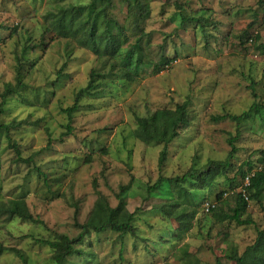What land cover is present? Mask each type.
Returning <instances> with one entry per match:
<instances>
[{
    "label": "rangeland",
    "instance_id": "rangeland-1",
    "mask_svg": "<svg viewBox=\"0 0 264 264\" xmlns=\"http://www.w3.org/2000/svg\"><path fill=\"white\" fill-rule=\"evenodd\" d=\"M94 1L0 0V103L19 71L25 83L0 112V124L11 125L0 129V206L24 199L42 220L27 222L0 208V240L27 257L26 262L8 250L0 264H57L54 250L36 238L78 236L98 198L117 206L125 185H131L127 201L129 210L137 212L138 235L91 231L77 245L83 255L68 257L64 264H238L230 252L242 255L264 230V192L242 215L252 224L224 219L237 203L231 191L240 184L241 165L264 161L260 1L141 0L131 11L128 1L113 0L108 18L127 28V46L139 49L147 63L131 81L122 77L119 59L114 65L75 38L47 30L46 15L58 4ZM93 70L107 78H97L98 94L83 96L69 117L66 109L75 105ZM184 101L189 102L187 122L168 145L160 169L164 145L135 137L137 116ZM255 104L261 112L253 111L239 123L215 119L241 114ZM230 139L237 153L217 173L213 189L188 180L189 196L180 197L175 185L148 193L160 175L181 177L191 168L206 170L210 159L226 160ZM224 190L230 195L215 211H205V203L216 206L217 194ZM160 207L175 214L155 211Z\"/></svg>",
    "mask_w": 264,
    "mask_h": 264
},
{
    "label": "trees",
    "instance_id": "trees-1",
    "mask_svg": "<svg viewBox=\"0 0 264 264\" xmlns=\"http://www.w3.org/2000/svg\"><path fill=\"white\" fill-rule=\"evenodd\" d=\"M112 1L113 0H95L90 5L58 4L56 9L50 10L46 15L49 24L47 30L53 31L56 36L75 38L81 46L90 49L96 55L106 57L110 62L114 60V65L117 64L115 60L119 59V62L124 66V68H122V77L128 78L130 81L135 80V75L138 74L139 69L147 66V63L144 62L143 55L139 49L133 47V44L130 47L127 46V28L108 18V7ZM125 1H128V8L131 11H133L135 6H141V0H135L134 4L132 0ZM259 1L263 9L261 10L264 12V0ZM180 9L183 10L181 7ZM186 19L187 16L183 15V22ZM115 28H118V32H114ZM256 37L259 38L260 35ZM138 46L140 47V45ZM91 76L92 79L90 83L78 91L75 105L66 109L69 117L72 116L74 111L78 110L79 101L83 96H89L93 93L98 94L97 81L99 82V80L97 78H107L106 75H101V73L96 70L92 71ZM16 80L15 85L8 83L5 91L2 93L1 97L3 99L0 103V112H3V106L8 96L12 93L19 92L25 86L21 71L18 72ZM255 107L256 104L248 111H244L241 114L218 115L215 119L223 120L225 118H231L239 123L243 119L250 118L253 111H256V114L261 112L259 107L256 109ZM188 108L189 102L184 101L183 103L177 104L173 109L164 108L156 110L147 116H137L138 126L134 130L135 137L146 143L157 142L164 145L159 156L158 164L160 169L166 162L168 145L179 136V128L182 124L187 122ZM10 126L11 125L8 124H0V129L8 130ZM230 143L231 151L226 160L210 159L206 170L197 171L195 168H191L181 177L172 178L160 175L153 185L148 186V193H152L153 190L164 189V187L168 185H175L179 189L180 197L189 196L190 192L185 187V183L188 180L199 181L201 187L213 189L212 181H214L217 173L220 170H226L231 164V159L237 153V148L234 145L233 139H230ZM17 152L20 154L18 149ZM254 165L255 164L251 160L244 161L241 165L239 169L241 174L240 184H242L247 171H250ZM247 191L249 200H246L241 192L235 189L231 191L234 193L237 203L233 209V213L225 214L224 219L236 221L240 225H249L253 223L252 219H243L242 215L246 212L249 202L251 200L259 201L264 192V170H257L255 174L251 176V184L247 188ZM231 192L224 190L218 193L216 197V206L211 208L210 211H215L217 204L221 200L223 201L226 196H229ZM129 194H132L131 185L122 186L121 191L117 195L119 203L114 207L110 205L106 197L100 196L95 203L89 219L81 225L82 231L78 236L71 238L66 234H59L53 239L36 238V241L50 246L54 250L53 258L56 263L64 264L65 259L68 257L75 254L80 256L83 255V251L77 248V245L82 244L85 237L91 231L102 233L111 229L121 235L133 234L137 236V227L135 225L137 212L130 211L128 208L127 199ZM191 202L194 201L191 200ZM0 208H5L11 217H17L27 222L42 223V220L33 215L24 199H11L9 205H1ZM155 211L163 213L166 216H173L175 214L171 208L165 209L164 207H160L156 208ZM177 218L183 219V217L181 218L180 216H177ZM8 250L17 253L21 259L27 262V257L21 249L9 247L0 240V256ZM229 256L238 264H264V230L258 232L256 241L248 246L242 255H237V253L233 251L230 252ZM217 264H220V262H217Z\"/></svg>",
    "mask_w": 264,
    "mask_h": 264
},
{
    "label": "built area",
    "instance_id": "built-area-1",
    "mask_svg": "<svg viewBox=\"0 0 264 264\" xmlns=\"http://www.w3.org/2000/svg\"><path fill=\"white\" fill-rule=\"evenodd\" d=\"M257 170H264V162L260 166H254L250 171H247L245 177L243 178L242 184H239L235 188V190L242 193V195L244 196V198L246 200H249L247 188L251 184V176H253ZM214 204L212 202H206L205 203V211L209 212L211 210V208H213L215 206Z\"/></svg>",
    "mask_w": 264,
    "mask_h": 264
}]
</instances>
